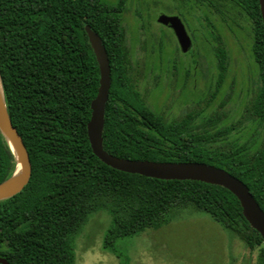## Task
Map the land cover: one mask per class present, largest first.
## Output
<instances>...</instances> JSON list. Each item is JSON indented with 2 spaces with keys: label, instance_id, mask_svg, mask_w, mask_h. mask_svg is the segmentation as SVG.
Masks as SVG:
<instances>
[{
  "label": "trees",
  "instance_id": "obj_1",
  "mask_svg": "<svg viewBox=\"0 0 264 264\" xmlns=\"http://www.w3.org/2000/svg\"><path fill=\"white\" fill-rule=\"evenodd\" d=\"M129 1L0 0V76L10 117L32 164L24 190L0 201V258L10 264H76L77 238L101 211L111 217L105 247L116 252L119 238L159 230L185 210H195L209 214L248 248H259L258 264H264V240L226 188L125 173L93 153L87 127L100 70L85 29L89 25L101 36L111 65L105 149L128 159L223 168L249 187L264 210V25L259 0H182L204 9L209 36L216 28L209 25L210 20L215 24L209 12L228 25L239 26L244 16L254 22L253 50L263 83L240 122L217 130L207 127L211 118L192 130L184 120H167L136 89L124 25ZM16 167L0 130V183Z\"/></svg>",
  "mask_w": 264,
  "mask_h": 264
},
{
  "label": "rangeland",
  "instance_id": "obj_2",
  "mask_svg": "<svg viewBox=\"0 0 264 264\" xmlns=\"http://www.w3.org/2000/svg\"><path fill=\"white\" fill-rule=\"evenodd\" d=\"M193 7V2L184 4L182 0H130L124 12V25L126 44L133 63H149L151 67L158 69L162 55L172 62L196 63L198 84L193 100L199 102L207 96L206 91L200 90L205 79L204 76L201 77L205 68L200 65V61L206 65L208 41L212 42V39L206 27L204 9ZM163 13L176 14L181 18L194 45L188 53L179 49L172 29L158 22V17ZM208 15L234 44L232 33L228 32L227 25L221 22L220 17L210 12ZM241 23L245 27V36L240 33L239 37H245L248 55L252 44L251 29L246 20ZM239 66L243 69L246 63L241 62ZM153 71L145 69L148 73L143 87L150 92L148 101L160 114L166 115L170 120L175 119L177 112L173 101L176 96L170 91L165 92L161 86L157 87ZM219 104L220 101L209 104L207 100L197 104V111H201L198 120L220 114L217 110ZM239 116L238 112L236 115L230 113V116L219 121V126L229 125ZM110 225L111 217L104 211L91 217L76 241V264H258L259 248H248L238 235L223 228L205 212L185 210L159 230L119 238L115 244L116 252L105 247V236Z\"/></svg>",
  "mask_w": 264,
  "mask_h": 264
},
{
  "label": "water",
  "instance_id": "obj_3",
  "mask_svg": "<svg viewBox=\"0 0 264 264\" xmlns=\"http://www.w3.org/2000/svg\"><path fill=\"white\" fill-rule=\"evenodd\" d=\"M264 25V0H259ZM160 24L173 28L184 52L192 47V40L185 25L178 16L161 14ZM89 41L96 55L100 70V83L97 96L91 103V118L88 123V138L93 153L109 167L130 174H138L161 180H192L221 186L232 192L240 201L242 212L251 227L258 231L264 240V210L255 199L249 187L225 169L201 162H158L135 160L115 156L104 147V128L106 109L112 84L111 65L106 46L101 36L91 26L85 27ZM0 130L6 137L17 160L13 175L0 183V201L21 193L30 182L32 164L27 147L10 117L3 84L0 76ZM20 174L18 175V172ZM1 264H10L6 258H0Z\"/></svg>",
  "mask_w": 264,
  "mask_h": 264
},
{
  "label": "flooded vegetation",
  "instance_id": "obj_4",
  "mask_svg": "<svg viewBox=\"0 0 264 264\" xmlns=\"http://www.w3.org/2000/svg\"><path fill=\"white\" fill-rule=\"evenodd\" d=\"M168 16L177 15L172 14ZM242 20L247 21L252 34V44L248 55L244 43L245 35L243 30L245 27H243L242 23L239 26L226 24V29H228L230 34L232 33L231 35L234 39V44H232L229 41V37L223 33L222 29H218L216 24H213L211 20L209 21V23L211 22L209 25H215L217 29H211L210 36L212 42L207 39L210 43L207 46V58L205 57V59L208 61L206 65L202 64L200 61V65L205 68V71L201 76H204L205 79L202 81L203 87H200V90H202V92H207V96L204 98V100H207V103L213 104L216 101H220L217 109L220 114H214L204 119L207 121L211 118L213 124L209 125V123H207V127H213L215 130H217V128L229 127L240 122L246 106L252 101L255 93L263 83L261 67L255 58L253 50L254 22L249 16H244ZM164 26L172 29L174 32L173 28L166 25ZM240 33L244 36L242 35V37H239ZM175 37L179 49L182 50L176 34ZM193 47L194 45L192 41L191 49ZM189 51H187V53ZM182 52L184 51L182 50ZM241 62L246 63V67L244 66L243 69L239 66ZM130 69L131 71L129 72V75L134 82H136V89L144 94L146 102L150 108L159 113V110H156L152 106L153 104H150L148 101V95H150V92L143 87L144 79H146L148 73L145 72V69L154 70L152 75L156 76L157 87L161 86L165 92L170 91L173 95L175 94L176 100L173 101V103L176 105L177 118L171 120H177L179 122L184 120V126L188 127L189 130L196 129L205 123L204 120H198V118H200L198 114L200 113L201 115V111H197V104L204 100L199 102L193 100V97L196 95L195 92L197 91L198 84L195 62H172L168 61L165 58V55H162V61L159 62L158 69H154L149 63L141 64L133 62L130 64ZM167 108H169V105H167ZM226 109H228V111H226ZM236 112L240 114L237 120L229 125L219 126V121L221 119L224 120L227 115L230 116V113H235L236 115ZM164 117L167 120H170L166 115H164Z\"/></svg>",
  "mask_w": 264,
  "mask_h": 264
},
{
  "label": "bare ground",
  "instance_id": "obj_5",
  "mask_svg": "<svg viewBox=\"0 0 264 264\" xmlns=\"http://www.w3.org/2000/svg\"><path fill=\"white\" fill-rule=\"evenodd\" d=\"M20 174V171L18 172V175Z\"/></svg>",
  "mask_w": 264,
  "mask_h": 264
}]
</instances>
